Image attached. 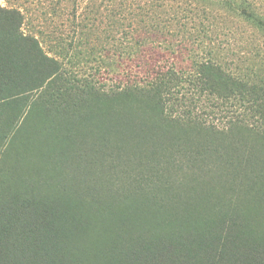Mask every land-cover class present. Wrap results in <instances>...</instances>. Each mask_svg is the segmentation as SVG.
Instances as JSON below:
<instances>
[{
  "label": "trees",
  "instance_id": "16d2710c",
  "mask_svg": "<svg viewBox=\"0 0 264 264\" xmlns=\"http://www.w3.org/2000/svg\"><path fill=\"white\" fill-rule=\"evenodd\" d=\"M23 17L0 8V250L9 261L24 251L26 264H264V134L254 141L233 119L220 130L195 105L240 99L264 122V64L234 72L211 41L188 69L157 65L144 50L140 78L113 74L109 84L105 73L123 61L91 42V84L79 85L23 32ZM236 20L264 33L253 0H91V41L127 23L128 48L165 34L203 42Z\"/></svg>",
  "mask_w": 264,
  "mask_h": 264
},
{
  "label": "rangeland",
  "instance_id": "374dc122",
  "mask_svg": "<svg viewBox=\"0 0 264 264\" xmlns=\"http://www.w3.org/2000/svg\"><path fill=\"white\" fill-rule=\"evenodd\" d=\"M253 2L258 11L264 14V0H253ZM0 8L5 11L20 10L24 14L23 32L35 34L48 54L58 57L65 68L74 72L75 76L72 77L79 85L87 82L91 84V70H93L91 69V42L95 46H104V51L107 52L106 49H108L110 53L119 55L123 61L117 73L112 71L105 73L109 84L115 83L113 74H118L123 80L127 79L128 74L134 78H140L143 74L141 72L143 61L145 62V57L140 56H143L144 50L150 55L151 61L157 65H170L171 62H176L178 66L188 69L192 67L195 60H204L209 56L208 45L211 41L212 44L216 43L221 47L220 52L217 53L218 59L234 72H258L260 66L264 64V33L256 28L240 24L239 20L232 21L236 25H231L230 34L220 32L217 37L213 36L215 40L205 38L203 42H200L194 39H183L182 35L165 34L159 35L156 41L150 42L146 49L143 46L127 47V41L131 40L129 37L126 40L125 37V32L130 29L127 23L114 29V37L110 39L98 33L102 28L108 27L109 19L100 25L99 31L95 32L91 41V0H83L79 3H74L72 0H0ZM226 16L227 14L223 18L218 17L220 24L229 19ZM99 34L100 38H97ZM195 105L207 124H214L220 130H227L235 120L236 124L242 126V130L249 129L246 135L250 139L262 141L264 122L258 119V115L250 109L249 102L240 99L223 100L202 97L197 98ZM102 116L105 119L108 117L106 113H102ZM231 119H233L232 122ZM226 133L223 132V134ZM12 155L16 156V153ZM145 155L153 156L149 151H146ZM135 162L137 163V160ZM134 164L131 163V168ZM7 253L5 249L0 250V264H26L27 257L24 251L18 252L20 258L14 262L9 261L10 257H7Z\"/></svg>",
  "mask_w": 264,
  "mask_h": 264
}]
</instances>
